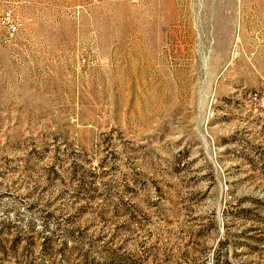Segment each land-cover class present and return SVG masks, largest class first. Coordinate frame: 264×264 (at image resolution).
<instances>
[{
	"label": "rangeland",
	"instance_id": "1",
	"mask_svg": "<svg viewBox=\"0 0 264 264\" xmlns=\"http://www.w3.org/2000/svg\"><path fill=\"white\" fill-rule=\"evenodd\" d=\"M0 264H264V0H0Z\"/></svg>",
	"mask_w": 264,
	"mask_h": 264
},
{
	"label": "built area",
	"instance_id": "2",
	"mask_svg": "<svg viewBox=\"0 0 264 264\" xmlns=\"http://www.w3.org/2000/svg\"><path fill=\"white\" fill-rule=\"evenodd\" d=\"M135 2H137L138 0H134Z\"/></svg>",
	"mask_w": 264,
	"mask_h": 264
}]
</instances>
